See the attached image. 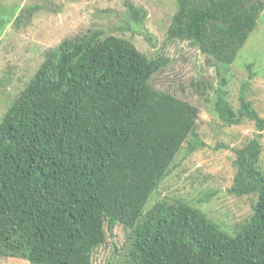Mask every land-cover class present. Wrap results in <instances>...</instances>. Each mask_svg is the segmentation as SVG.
<instances>
[{"label":"trees","instance_id":"1","mask_svg":"<svg viewBox=\"0 0 264 264\" xmlns=\"http://www.w3.org/2000/svg\"><path fill=\"white\" fill-rule=\"evenodd\" d=\"M176 4L169 37L196 45L221 69L235 62L264 10V0ZM37 8L25 7L14 24L27 25ZM130 8L136 22L146 15ZM165 63L101 30L67 37L46 53L0 122V258L96 264L95 251L122 223L127 247L108 264H264V113L244 97L234 108L224 77L214 113L228 125L257 128L235 149L230 188L257 194L252 216L232 233L184 199L150 204L202 112L156 87ZM189 143L194 151L205 145Z\"/></svg>","mask_w":264,"mask_h":264},{"label":"rangeland","instance_id":"2","mask_svg":"<svg viewBox=\"0 0 264 264\" xmlns=\"http://www.w3.org/2000/svg\"><path fill=\"white\" fill-rule=\"evenodd\" d=\"M177 0H0V122L13 100L25 89L45 60L46 53L67 37L101 30L130 40L150 57L166 58L163 71L153 78L157 88L174 92L200 109L196 130L190 135L169 175L159 185L150 204L161 199H184L207 213L224 229L234 233L237 225L252 216L257 194L238 196L230 192L237 172L235 149L257 132L246 121L228 125L213 111L227 80L229 99L238 109L241 97L250 108L264 113V10L259 27L231 66L221 69L194 44L171 39L168 29ZM146 15L133 20L130 4ZM37 5L27 25L16 26L23 9ZM226 69V70H225ZM255 74L248 91L243 83ZM247 84V83H246ZM245 84V85H246ZM261 137L264 145V131ZM205 145L192 149L189 140ZM193 151V152H191ZM130 229L119 223L108 232L106 243L94 253L96 264L117 261L125 252ZM0 264H18L0 258Z\"/></svg>","mask_w":264,"mask_h":264}]
</instances>
